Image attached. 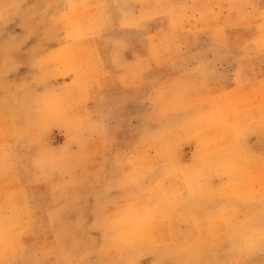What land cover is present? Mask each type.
I'll return each instance as SVG.
<instances>
[{"label":"rangeland","instance_id":"rangeland-1","mask_svg":"<svg viewBox=\"0 0 264 264\" xmlns=\"http://www.w3.org/2000/svg\"><path fill=\"white\" fill-rule=\"evenodd\" d=\"M0 184V264H264V0H0Z\"/></svg>","mask_w":264,"mask_h":264},{"label":"crops","instance_id":"crops-1","mask_svg":"<svg viewBox=\"0 0 264 264\" xmlns=\"http://www.w3.org/2000/svg\"><path fill=\"white\" fill-rule=\"evenodd\" d=\"M171 2V1H169ZM172 3V2H171ZM170 3V4H171ZM173 26V25H172ZM174 31V28L169 27L168 29H166L165 31H159L158 33H172ZM157 33V34H158ZM175 63V62H173ZM175 65V64H174ZM206 67L211 68L212 65L208 62H205ZM172 63H171V68H172ZM168 68V66H165V69ZM156 70H163V65H160L159 68H156ZM159 73V71H154V74ZM11 195L8 194L7 191H4V186H2V184H0V207L3 205H15V198H16V193L14 192V190L10 191ZM9 200V201H8Z\"/></svg>","mask_w":264,"mask_h":264}]
</instances>
